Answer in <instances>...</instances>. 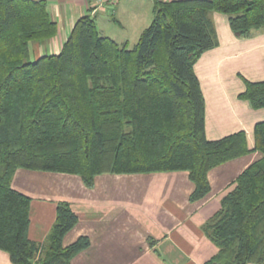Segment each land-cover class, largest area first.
I'll return each mask as SVG.
<instances>
[{"label": "trees", "instance_id": "obj_1", "mask_svg": "<svg viewBox=\"0 0 264 264\" xmlns=\"http://www.w3.org/2000/svg\"><path fill=\"white\" fill-rule=\"evenodd\" d=\"M211 12L225 14L236 37L264 31V0H153L132 46L102 35L86 14L58 53L32 59L30 42L56 34L45 0H0V250L13 264H70L90 243L81 235L62 244L78 220L66 201L43 242L28 237L31 198L11 186L17 168L77 174L87 187L103 173L183 170L195 201L210 190V169L254 150L261 156L202 225L217 247L204 264L264 263V119L252 147L244 130L205 133L194 65L218 45ZM241 78L238 98L264 108V80Z\"/></svg>", "mask_w": 264, "mask_h": 264}, {"label": "crops", "instance_id": "obj_2", "mask_svg": "<svg viewBox=\"0 0 264 264\" xmlns=\"http://www.w3.org/2000/svg\"><path fill=\"white\" fill-rule=\"evenodd\" d=\"M45 2L56 22V34L45 42H30L32 59L58 53L75 21L83 15L94 17L99 32L119 43L127 39L117 35L118 31L132 28L140 34L152 19L153 0H110L95 11L89 0ZM109 14L114 21L111 31H107ZM210 16L218 45L205 51L194 65L205 100V133L215 139L244 130L252 147L253 127L264 119V108L254 109L237 95L244 89L241 76L264 80V31L255 30L239 38L231 31L225 14L211 12ZM260 156L254 150L210 169V190L195 201L189 199L194 184L183 170L103 173L87 187L77 174L17 168L11 186L31 198L28 237L37 242L45 240L57 202L70 204L78 220L64 234L62 244H70L81 235L90 240L70 264H204L217 247L202 225L219 208L238 174ZM0 264H13L3 250Z\"/></svg>", "mask_w": 264, "mask_h": 264}, {"label": "rangeland", "instance_id": "obj_3", "mask_svg": "<svg viewBox=\"0 0 264 264\" xmlns=\"http://www.w3.org/2000/svg\"><path fill=\"white\" fill-rule=\"evenodd\" d=\"M107 20L109 21V26L107 25V26H102L101 25V27L102 28H106V27H109V28H107V31L109 30V31H111V29L113 28L112 27V24H113V18H112V14H109L108 15V18H107ZM111 22V23H110ZM111 24V25H110ZM105 31V30H104ZM117 31V30H116ZM105 33H108V32H106L105 31ZM109 33H111V32H109ZM117 35H120L121 37H123V38H125V39H127V42L125 43L127 46H132L133 45V43L136 41V39L138 38V36H139V34H136V33H134V30L132 29V28H128L127 30H125V31H122L121 33L118 31L117 32ZM119 40V39H118Z\"/></svg>", "mask_w": 264, "mask_h": 264}, {"label": "built area", "instance_id": "obj_4", "mask_svg": "<svg viewBox=\"0 0 264 264\" xmlns=\"http://www.w3.org/2000/svg\"><path fill=\"white\" fill-rule=\"evenodd\" d=\"M110 0H89L92 11L102 8Z\"/></svg>", "mask_w": 264, "mask_h": 264}]
</instances>
